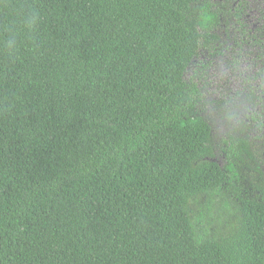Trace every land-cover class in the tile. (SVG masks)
Segmentation results:
<instances>
[{
    "label": "trees",
    "instance_id": "obj_1",
    "mask_svg": "<svg viewBox=\"0 0 264 264\" xmlns=\"http://www.w3.org/2000/svg\"><path fill=\"white\" fill-rule=\"evenodd\" d=\"M242 4L0 0V264H264V146L195 63Z\"/></svg>",
    "mask_w": 264,
    "mask_h": 264
},
{
    "label": "rangeland",
    "instance_id": "obj_2",
    "mask_svg": "<svg viewBox=\"0 0 264 264\" xmlns=\"http://www.w3.org/2000/svg\"><path fill=\"white\" fill-rule=\"evenodd\" d=\"M241 8L245 33L231 18L220 34V55L200 53L197 69L206 68L196 75L203 93V117L211 122L215 140L243 130L264 146V0H243ZM193 73L191 68L186 77Z\"/></svg>",
    "mask_w": 264,
    "mask_h": 264
}]
</instances>
